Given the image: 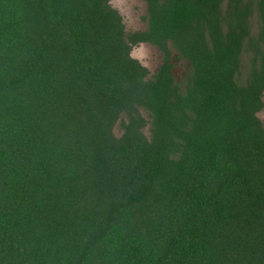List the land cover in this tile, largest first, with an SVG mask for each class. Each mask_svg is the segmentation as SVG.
Listing matches in <instances>:
<instances>
[{
  "label": "trees",
  "instance_id": "16d2710c",
  "mask_svg": "<svg viewBox=\"0 0 264 264\" xmlns=\"http://www.w3.org/2000/svg\"><path fill=\"white\" fill-rule=\"evenodd\" d=\"M146 3L0 0V264H264V0Z\"/></svg>",
  "mask_w": 264,
  "mask_h": 264
},
{
  "label": "flooded vegetation",
  "instance_id": "af4514ba",
  "mask_svg": "<svg viewBox=\"0 0 264 264\" xmlns=\"http://www.w3.org/2000/svg\"><path fill=\"white\" fill-rule=\"evenodd\" d=\"M112 1L114 0H109V3L111 5H112ZM144 1H145L146 18L142 19L141 17V21H139V23L137 25H134L131 29L126 28L122 13H120L119 10L120 8L116 9L122 16V22L125 26L126 32L145 31L147 29V3L146 0ZM127 26L129 25L127 24ZM168 47L169 48L167 55L156 45L150 44L148 42H138L137 44L132 46L130 54H132L131 56L132 57L134 56L133 58L138 60L140 64L148 70L149 75L155 74L162 67V65H164L166 61L172 75L175 77V80L177 82L184 81L189 69V64L188 62H185L184 60L176 57V53L174 52V50H172L170 44H168ZM137 50L143 51L142 54L141 55L133 54V52ZM178 69H179V74H176V70ZM263 109L264 107L262 108V110Z\"/></svg>",
  "mask_w": 264,
  "mask_h": 264
},
{
  "label": "rangeland",
  "instance_id": "374dc122",
  "mask_svg": "<svg viewBox=\"0 0 264 264\" xmlns=\"http://www.w3.org/2000/svg\"><path fill=\"white\" fill-rule=\"evenodd\" d=\"M112 5L115 9H119L122 13L124 23L127 29H131L134 25H137L139 21L146 18L145 1L144 0H114ZM144 9V10H143ZM255 19V18H254ZM127 24L129 26H127ZM132 24V25H131ZM256 22L253 20V32L256 30ZM143 51H134L133 54L141 55ZM182 63V62H181ZM184 63V62H183ZM180 64V62H179ZM176 74H179V69L176 70ZM242 76H245L243 72ZM264 99V96H263ZM258 117L261 119L264 125V109L258 113ZM144 132H147V128H143ZM115 132L119 133L120 128L115 127Z\"/></svg>",
  "mask_w": 264,
  "mask_h": 264
},
{
  "label": "water",
  "instance_id": "95a60500",
  "mask_svg": "<svg viewBox=\"0 0 264 264\" xmlns=\"http://www.w3.org/2000/svg\"><path fill=\"white\" fill-rule=\"evenodd\" d=\"M132 55V54H131ZM134 57V56H133ZM258 115V114H257Z\"/></svg>",
  "mask_w": 264,
  "mask_h": 264
}]
</instances>
